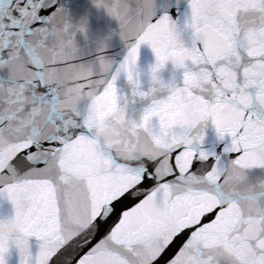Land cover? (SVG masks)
Here are the masks:
<instances>
[{
	"label": "snow or ice",
	"instance_id": "obj_1",
	"mask_svg": "<svg viewBox=\"0 0 264 264\" xmlns=\"http://www.w3.org/2000/svg\"><path fill=\"white\" fill-rule=\"evenodd\" d=\"M93 3L127 49L115 66L63 0H0V264H264V0Z\"/></svg>",
	"mask_w": 264,
	"mask_h": 264
},
{
	"label": "water",
	"instance_id": "obj_2",
	"mask_svg": "<svg viewBox=\"0 0 264 264\" xmlns=\"http://www.w3.org/2000/svg\"><path fill=\"white\" fill-rule=\"evenodd\" d=\"M67 11L68 19L72 24H83L84 32L76 34L77 43L83 46L88 44L95 47L99 44H107V54L114 59V66L118 64L126 55L127 49L124 42L120 39L117 22L108 17L103 8H98L93 0H63ZM155 63V56L147 44L141 45L138 51L137 70L140 73L139 80L141 87L147 90L149 87L148 70ZM171 65L161 72L164 79L168 78V70ZM118 89L127 94L130 91V85L123 74L117 80ZM140 104L135 105V110H129L128 115L136 119L139 116ZM215 142V135L211 127L207 129L206 143L211 145ZM4 215L10 213V205L5 203L0 209ZM30 248L33 254L37 251L38 242L35 238L29 240ZM19 257L15 250L12 251L9 264H18Z\"/></svg>",
	"mask_w": 264,
	"mask_h": 264
},
{
	"label": "clouds",
	"instance_id": "obj_3",
	"mask_svg": "<svg viewBox=\"0 0 264 264\" xmlns=\"http://www.w3.org/2000/svg\"><path fill=\"white\" fill-rule=\"evenodd\" d=\"M91 93H85V99L88 101L84 106L83 110L86 114L94 115L102 106V101L99 98H90ZM127 126L124 116L117 114L112 116L111 119L107 120L101 127L100 132L106 139H113L118 137L123 129ZM127 151L130 153L132 148L129 147Z\"/></svg>",
	"mask_w": 264,
	"mask_h": 264
}]
</instances>
